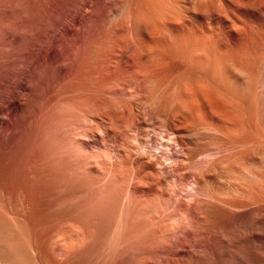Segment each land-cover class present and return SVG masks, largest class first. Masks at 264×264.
Listing matches in <instances>:
<instances>
[{
    "label": "rangeland",
    "instance_id": "obj_1",
    "mask_svg": "<svg viewBox=\"0 0 264 264\" xmlns=\"http://www.w3.org/2000/svg\"><path fill=\"white\" fill-rule=\"evenodd\" d=\"M80 1L0 0V264H264V50L256 24L240 25L233 41L206 11L205 66L158 42L137 45L124 61L134 40L127 16L111 27L98 9L78 19ZM47 47L68 52L63 94L48 110ZM241 71L249 80L261 75L243 94L234 78ZM154 87L163 95L147 94ZM170 123L199 138L196 157L177 161ZM211 124L225 142L219 162L206 156L215 151ZM202 166L209 182L196 189ZM184 244L202 249L187 258Z\"/></svg>",
    "mask_w": 264,
    "mask_h": 264
},
{
    "label": "bare ground",
    "instance_id": "obj_2",
    "mask_svg": "<svg viewBox=\"0 0 264 264\" xmlns=\"http://www.w3.org/2000/svg\"><path fill=\"white\" fill-rule=\"evenodd\" d=\"M215 1L216 3H219L218 7L219 9H217V4L215 6ZM94 9H98V11L100 12V21L104 26H110L113 24H109L111 21L115 20L117 18V15L121 14L125 17V19H128V23L129 24V31L131 34V37L134 38L133 42L130 41L131 43L128 42V45L126 46V52L125 49L123 51V53L125 52V54L120 57V59H127V55L132 56L133 54H131L132 52L136 51V48L138 50V46L139 48H141L143 51L147 50L148 48H151V43H160L161 45H164L165 47L169 45V47H172L173 49H175V51L180 52L181 54H183L184 57L188 61H192V62H196L199 65L200 64H204V63H208L207 58H205L204 56L206 55L204 52L207 49L205 46L207 45V34H206V30H205V26L204 23L205 22V14L207 13L206 11H208L210 13L211 18L209 19L210 21H216V22H220L225 29L228 30L229 37L234 41L235 39H237L240 36V32L242 31L240 25H244V27H251L253 24H256L257 26V30H259V34H260V42H261V47L262 50H264V0H81L79 3V6L76 10V16L78 19H85L87 17H89L93 12ZM122 9V10H121ZM122 11V12H121ZM97 12V11H96ZM221 13H223L222 15H220ZM208 14V13H207ZM95 15V14H94ZM121 15V16H122ZM98 16V15H97ZM120 17V16H118ZM121 18V17H120ZM240 18V20L238 19ZM118 19V18H117ZM119 20V19H118ZM208 20V21H209ZM209 21V22H210ZM208 22V23H209ZM120 23V22H119ZM204 23V24H203ZM118 24V21L117 23ZM125 24V23H124ZM126 24V26H127ZM216 24V23H215ZM119 26L122 24H118ZM207 26V24H206ZM109 27V28H110ZM117 27V26H116ZM216 27V26H215ZM128 28V27H127ZM209 28V26H208ZM212 28V27H211ZM101 28V32H102ZM119 29V28H117ZM116 29V30H117ZM207 29V28H206ZM214 29V28H212ZM121 30V29H120ZM226 30V31H227ZM127 31V30H126ZM104 32V30H103ZM113 32V31H112ZM245 31H243L244 33ZM114 33V32H113ZM127 32H125L126 34ZM210 33V32H209ZM218 33V32H217ZM103 34V33H102ZM118 34V33H117ZM123 34V32H122ZM214 34V33H213ZM247 34V33H246ZM247 37V36H246ZM249 37V36H248ZM113 38V37H112ZM209 38V37H208ZM210 39V38H209ZM208 39V40H209ZM213 39V38H212ZM246 39V38H245ZM101 40V39H100ZM228 40V39H227ZM238 40V39H237ZM210 41V40H209ZM250 41V40H249ZM220 42V41H219ZM99 43V42H98ZM107 43V42H105ZM213 43V42H212ZM215 43L217 44V42L215 41ZM233 44V42H231ZM238 43V42H237ZM225 44V43H224ZM235 44V42H234ZM105 45V44H104ZM138 45V46H137ZM157 45V44H156ZM247 45V44H246ZM249 45V44H248ZM92 46V45H91ZM102 46V45H101ZM124 46V48H125ZM159 46V45H158ZM210 46V45H209ZM213 47V45H212ZM215 47V46H214ZM213 47V48H214ZM221 45H217L215 47V52L218 50H221ZM230 47V46H229ZM48 48V47H47ZM46 48L45 51V73H46V81H47V92H46V97H45V109L48 110L51 107L52 102L54 101L55 104L57 101H59V97L62 96L60 95V86L62 84V80L63 78H66L67 73H66V68L64 66V64L67 62L64 60L65 56H67L68 52L65 50H60L56 47H49L48 49ZM161 48V47H160ZM206 48V49H204ZM226 48V47H225ZM117 49V48H116ZM227 49V48H226ZM233 49V48H232ZM168 50H170L168 48ZM172 50V49H171ZM238 50V49H236ZM150 51V50H149ZM157 51V50H156ZM224 51V50H223ZM241 51V50H240ZM121 52V51H120ZM214 52V53H215ZM233 52V51H232ZM227 52V54H232ZM168 53V52H167ZM209 53V52H208ZM213 53V54H214ZM218 53V52H217ZM222 52H220L221 54ZM135 54V53H134ZM144 54V53H143ZM205 54V55H204ZM219 54V56H220ZM225 54V53H224ZM238 54V53H237ZM255 54V53H254ZM159 55V54H158ZM217 55V54H216ZM215 56V55H214ZM231 56V55H230ZM244 56V55H243ZM207 57V56H206ZM218 57V56H217ZM222 57V56H221ZM68 58V57H67ZM211 58V57H210ZM214 58V57H213ZM66 59V58H65ZM74 59V58H73ZM177 59V58H176ZM206 59V62H205ZM223 59V58H222ZM86 60V59H85ZM184 60V59H183ZM216 60V59H215ZM240 60V59H239ZM248 60V59H247ZM73 61V60H72ZM125 61V59H124ZM219 61V60H217ZM154 62V61H153ZM186 62V63H187ZM241 62V61H240ZM110 64V63H109ZM190 64V63H189ZM193 65V63H192ZM230 65V64H229ZM187 66V64H186ZM198 66V65H197ZM205 66V64H204ZM216 66V65H215ZM101 67V66H100ZM146 67V66H145ZM195 67V65H194ZM262 67V66H261ZM144 68V67H143ZM142 68V69H143ZM190 68V67H189ZM218 68V67H217ZM188 69V68H185ZM197 69V68H196ZM199 69V68H198ZM192 70H193V66H192ZM203 70V69H202ZM200 70V71H202ZM68 71V70H67ZM137 71V70H136ZM144 71V70H143ZM183 72L185 70H182ZM181 71V72H182ZM218 71V70H217ZM103 72V71H102ZM149 72V71H148ZM180 72V73H181ZM242 73L240 74H236L234 73V78L235 76L237 77V81L241 82L239 84H241L240 86H238V90H240L239 92H241L242 94L245 92L246 88H248L247 84L249 81H254L256 80L259 76H261L258 73H250V77L252 75V80H249V74L246 73V71H241ZM139 73V72H138ZM189 73V70L188 72ZM194 73V72H193ZM199 73V72H197ZM196 73V75H197ZM203 74V72H201ZM200 73V74H201ZM218 73V72H217ZM216 73V74H217ZM69 74V73H68ZM92 74V73H91ZM182 74V73H181ZM191 74V73H190ZM195 74V73H194ZM264 74V73H263ZM222 75V74H221ZM232 75V73H231ZM211 76V75H210ZM215 76V75H214ZM212 76V77H214ZM200 77V76H199ZM202 77V76H201ZM200 77V78H201ZM217 77V76H216ZM215 77V78H216ZM226 77V76H225ZM172 78V77H171ZM198 78V77H197ZM196 78V79H197ZM156 79V78H155ZM160 79V78H159ZM213 79V78H212ZM95 80V79H94ZM132 80V79H131ZM199 80V79H198ZM249 80V81H247ZM158 81V80H157ZM169 81V80H168ZM167 81V82H168ZM171 81V80H170ZM169 81V82H170ZM190 81V80H189ZM192 81V80H191ZM195 81V80H193ZM166 82V83H167ZM197 82V80H196ZM201 82V80H200ZM199 82V83H200ZM203 82V81H202ZM201 82V83H202ZM127 83V82H126ZM158 82H154L153 84H156ZM165 83V82H164ZM171 83V82H170ZM192 83V82H191ZM188 84L192 85V84ZM198 83V82H197ZM160 84V83H159ZM162 84V83H161ZM251 84V83H250ZM77 85V84H76ZM103 85V84H102ZM144 85V84H143ZM169 85V84H168ZM167 85V87H168ZM185 85V84H184ZM196 85V83H195ZM201 85V84H200ZM227 85V84H226ZM154 86V85H153ZM152 86V87H153ZM157 87H160V85H157ZM166 86V84L164 85V87ZM170 86V85H169ZM179 86V85H178ZM186 86V87H187ZM193 86V85H192ZM199 86V84H198ZM202 86V85H201ZM251 86V85H250ZM119 87V86H118ZM121 87V86H120ZM163 87V86H162ZM163 87V88H164ZM194 87V86H193ZM197 87V85L195 86ZM194 87V89H195ZM200 87V86H199ZM198 87V88H199ZM113 88V87H112ZM166 88V87H165ZM170 88V87H169ZM197 88V90H199ZM155 87L152 89L150 88V92L147 91V94L150 93V95H154V94H158L161 92L162 89H157L154 90ZM167 89V88H166ZM166 89L164 91V94H166ZM189 89V88H188ZM111 90V89H110ZM192 90V88H191ZM190 90V91H191ZM195 91V90H193ZM214 91V90H213ZM249 91V90H248ZM168 90H167V96H168ZM188 92V91H187ZM247 92V90H246ZM245 92V93H246ZM176 93V92H175ZM63 94V93H62ZM161 95H163V93H160ZM159 94V95H160ZM205 94V93H204ZM54 95V96H53ZM157 99H158V96ZM165 95V96H166ZM116 96V95H115ZM147 96V95H146ZM53 97V98H52ZM150 97V96H149ZM164 96H162L163 98ZM154 98V97H153ZM156 98V97H155ZM160 98V97H159ZM184 98V97H183ZM211 98V97H210ZM126 98H124L125 100ZM146 99V98H145ZM188 99V98H187ZM196 99V98H195ZM214 99V98H213ZM161 100V99H160ZM163 100H165V97L163 98ZM205 101V100H204ZM53 102V103H54ZM138 102V101H137ZM154 102V101H153ZM130 103V102H129ZM180 103V102H179ZM205 103V102H204ZM131 106H133V108L135 107L134 103H130ZM139 104V103H138ZM148 104V103H146ZM117 105V104H116ZM145 105V104H144ZM108 106V105H107ZM122 106V105H121ZM120 106V107H121ZM127 106V104H126ZM55 107V106H54ZM108 108V107H107ZM123 108V107H122ZM126 108V107H125ZM136 108V107H135ZM155 108V107H154ZM109 109V108H108ZM137 109V108H136ZM170 109V108H169ZM174 109V108H173ZM197 109V108H196ZM221 109V108H220ZM181 110V109H180ZM213 110V109H212ZM202 111V110H201ZM128 112V111H127ZM146 112V111H145ZM86 115V114H85ZM139 115V114H138ZM87 117V116H86ZM167 118V117H166ZM88 119V118H87ZM140 119V117L138 118ZM188 119V118H187ZM160 120V119H159ZM231 120V119H230ZM197 121V120H196ZM201 121V120H200ZM160 123V122H159ZM195 123V122H194ZM210 123V122H209ZM217 124V123H214ZM214 124H211L209 129L211 131V133H213L210 137H209V141L212 142V147L215 150L213 151H207L206 152V156H207V160H209L211 158V161L213 162H219V155L218 152L222 151L225 147V142H223V140L219 139L217 133L218 130L220 131V129H218V127ZM160 125V124H159ZM205 125V124H203ZM206 126V125H205ZM202 128V127H201ZM162 129V128H161ZM119 131V130H118ZM166 131L170 134V136H172L171 138H169L170 140H172V144L177 143V145L179 144L181 146V150L179 152L178 155V160L179 163L181 162V159L187 158L188 161V155L192 156V157H196L200 151L201 145L198 142V139H196L195 137H189L192 135H187L185 130H183V128L181 129V127H177L174 124H169L167 126H165V133ZM202 132V131H201ZM155 133V132H154ZM161 133V132H160ZM167 133V134H168ZM189 133V132H188ZM156 134V133H155ZM168 134V135H169ZM220 134V133H219ZM161 135V134H158ZM221 136V135H220ZM118 137V136H117ZM159 138V137H158ZM241 138V137H240ZM154 139H157L156 137H154ZM168 139V140H169ZM235 139V138H234ZM157 140H160L157 139ZM167 140V139H165ZM207 140V139H206ZM228 140V139H227ZM230 141V140H228ZM237 141V140H235ZM156 142V141H155ZM162 142V141H161ZM168 142V141H167ZM205 142V141H204ZM232 141H230L231 143ZM210 143V142H209ZM238 143V142H237ZM243 143V142H242ZM227 144V143H226ZM234 144V143H233ZM158 145V144H157ZM164 145L165 144H162ZM168 145V143H167ZM170 145V144H169ZM232 145V144H231ZM235 145V144H234ZM163 148L165 149L166 147ZM171 146V145H170ZM179 146V147H180ZM203 146V145H202ZM240 147V146H239ZM209 149V150H211ZM203 150V148L201 149ZM204 153V152H203ZM220 154V153H219ZM157 156L160 154H156ZM155 155V158L157 157ZM175 155V154H174ZM221 155V154H220ZM186 156V157H185ZM205 156V155H204ZM205 156V158H206ZM140 157V156H139ZM144 157V156H143ZM150 157V156H149ZM201 157V156H200ZM159 159L158 157L155 159ZM164 158V157H163ZM150 159V158H149ZM173 159V158H172ZM213 159V160H212ZM141 158H138L137 161H141ZM146 160V159H145ZM162 160V159H161ZM185 160V159H184ZM133 161V160H132ZM136 161V162H137ZM143 161V160H142ZM141 161V162H142ZM153 161V162H154ZM158 161V160H156ZM205 161V160H204ZM184 162V161H183ZM210 161H208L209 164ZM178 163V162H177ZM133 164V163H132ZM137 164V163H136ZM146 164V163H145ZM134 165V164H133ZM135 166V165H134ZM199 166V165H198ZM89 167V166H88ZM203 167V166H202ZM204 168V167H203ZM201 168V169H203ZM200 169V170H201ZM207 169V166L200 171V178H196L197 176L193 175V187L195 186L196 189H199L200 186H203V184H207L209 182V174L208 172L205 170ZM188 171V169L186 170ZM158 172V171H157ZM197 172V171H196ZM133 173V172H132ZM186 174V173H185ZM190 176V170L189 173L186 174ZM134 176V175H133ZM178 176V175H177ZM179 177V176H178ZM177 177V178H178ZM189 178V177H188ZM124 179V178H123ZM184 178L180 177L177 180H182ZM181 182V181H180ZM190 183V182H189ZM190 186V185H189ZM218 186V185H217ZM183 187V186H182ZM192 187L191 190V194L195 195L196 192L195 189ZM174 188V187H173ZM176 189V188H175ZM182 189V188H181ZM194 189V190H193ZM174 190V189H173ZM202 190V189H201ZM176 193V190H174ZM200 191V190H199ZM173 192V191H172ZM190 193V192H189ZM131 194V188L130 186H128L127 188V193H126V197L127 199L129 198V195ZM133 194V193H132ZM198 195V194H196ZM203 195V194H202ZM207 195V194H206ZM211 195V194H210ZM218 196V195H217ZM216 196V197H217ZM194 197V196H193ZM208 197V196H207ZM213 197V196H212ZM210 198V197H208ZM184 199V198H183ZM211 199V198H210ZM208 200V199H207ZM216 200V199H215ZM131 201V200H130ZM239 202V201H237ZM242 203V202H241ZM240 203V204H241ZM200 204V203H199ZM239 204V203H237ZM237 204H232L234 207H237ZM243 204H241L240 206H242ZM248 213V212H247ZM187 225V224H186ZM122 229V228H121ZM116 230V229H115ZM180 246V245H179ZM195 246V245H193ZM192 245H181L179 247V249L181 250V254L183 255H187V258H189V256L193 255L197 250V248L199 247L200 250L202 249L201 246L198 247H193ZM198 248V249H199ZM199 250V251H200ZM182 256V255H181ZM195 256V254H194ZM186 257V256H184ZM193 258V257H192ZM196 258V257H195ZM194 259V258H193ZM24 261V260H23ZM192 261V260H191ZM2 264V263H1Z\"/></svg>",
    "mask_w": 264,
    "mask_h": 264
}]
</instances>
